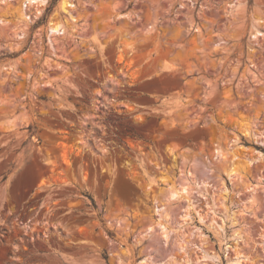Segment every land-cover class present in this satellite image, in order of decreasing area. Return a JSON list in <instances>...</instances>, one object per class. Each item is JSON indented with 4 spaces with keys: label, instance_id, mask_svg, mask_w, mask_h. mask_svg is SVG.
<instances>
[{
    "label": "rangeland",
    "instance_id": "374dc122",
    "mask_svg": "<svg viewBox=\"0 0 264 264\" xmlns=\"http://www.w3.org/2000/svg\"><path fill=\"white\" fill-rule=\"evenodd\" d=\"M44 1L0 0V264H264V0Z\"/></svg>",
    "mask_w": 264,
    "mask_h": 264
},
{
    "label": "trees",
    "instance_id": "16d2710c",
    "mask_svg": "<svg viewBox=\"0 0 264 264\" xmlns=\"http://www.w3.org/2000/svg\"><path fill=\"white\" fill-rule=\"evenodd\" d=\"M52 4H53V3H52ZM48 11H49V9H47V10L45 11L43 17L40 19L39 22H42V21H44V20L46 19V15H47V12H48ZM86 196L89 198V200L91 201V204H92L93 207H94V201H93L92 197H90L89 195H86ZM107 234H108L109 236H113L112 233H111L110 231H107ZM103 258L106 260V259H107L106 255H103Z\"/></svg>",
    "mask_w": 264,
    "mask_h": 264
},
{
    "label": "bare ground",
    "instance_id": "6f19581e",
    "mask_svg": "<svg viewBox=\"0 0 264 264\" xmlns=\"http://www.w3.org/2000/svg\"><path fill=\"white\" fill-rule=\"evenodd\" d=\"M44 2H45V1H44V0H42V3H40V5H42ZM66 4H67V2H66V1H64V2L62 3V8H63V9H65V7H66ZM68 5H69V3H68ZM54 27H55V28H53V31H54V29H56V30H57V28H59V26H54ZM239 165H240V164H239ZM237 166H238V165H237ZM241 166H242V165H241ZM242 167H243V166H242ZM240 168H241V167H240ZM243 169H244V168H243ZM171 188H172V187H171ZM170 190H172V191H171V193H172V194H173V193H174V191H175L173 188H172V189H170ZM175 192H176V191H175ZM165 214H166V215H164V216H168V217H169V214H168L167 212H166ZM166 219H167V218H166ZM166 219H165V220H166Z\"/></svg>",
    "mask_w": 264,
    "mask_h": 264
}]
</instances>
